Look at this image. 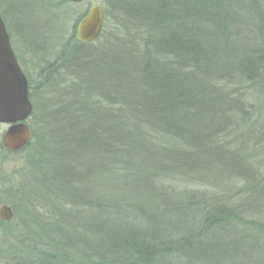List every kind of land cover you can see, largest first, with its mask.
<instances>
[{"label":"trees","instance_id":"1","mask_svg":"<svg viewBox=\"0 0 264 264\" xmlns=\"http://www.w3.org/2000/svg\"><path fill=\"white\" fill-rule=\"evenodd\" d=\"M103 10L96 41L73 34L36 86L26 75L31 140L8 201L25 225L0 264H264V0Z\"/></svg>","mask_w":264,"mask_h":264},{"label":"rangeland","instance_id":"2","mask_svg":"<svg viewBox=\"0 0 264 264\" xmlns=\"http://www.w3.org/2000/svg\"><path fill=\"white\" fill-rule=\"evenodd\" d=\"M106 1L107 0H83L78 4H71L66 2V0H0V14L2 15V19L10 38L11 48L17 58L22 72L25 76H28L34 86H36V84L40 81V69H42L47 62L53 61V58H55L63 48L64 42L71 41V35L74 34L76 38L77 24L88 9L91 6L98 4L103 10V4H105ZM103 14V25L104 23H114V20H106L104 10ZM110 18L111 17H109V19ZM23 23H26L27 27L22 29L20 26H23ZM111 28V25L108 24L104 34L107 30V35L112 33L110 31ZM103 29L104 28L102 27V31ZM24 33L36 36V40L33 42V45L26 44L27 39L24 37ZM77 43L80 42L77 40ZM77 43L73 44L70 48L72 54H76L73 52L76 50V47H79ZM83 48L84 50H90L92 47L85 46ZM64 72H66V70H60L56 75H54L52 78L54 85L60 84V78H62L60 75H63ZM40 97L41 92L37 91L35 98L38 99ZM44 101L45 99L43 98V104L45 103ZM46 104L43 105L41 110H45L47 108ZM261 104L264 106V97L261 99L259 105ZM29 123H31L30 119L27 121L28 127ZM6 128V125H0V146L5 151L2 156L0 155V174L2 177H5L2 179L0 178V206H9L13 211V217L8 222L0 220V246L3 249L14 248L18 245V236H14L13 234L16 232L17 225L19 227H24L25 225L23 221L19 219L17 220L15 217V211L11 207L10 202H8L13 198L15 201L20 198L19 194L21 190L18 189L20 182L15 179L18 178L16 174L13 178L12 173L17 172L19 167L21 168V165H23L24 161L22 157L25 153L9 152L2 147L1 138ZM208 183L206 184V187L201 186L199 189L195 188V190L197 189L199 191H203L201 189L210 188L213 182L210 180ZM216 189L219 192L216 193L213 191V194L220 196L224 193L222 191L225 190L226 187L224 184L217 181ZM230 196L233 197L234 195L231 194ZM254 196V200L262 201L261 203H264L263 198L259 199L262 196ZM253 206L256 207L263 205H255L254 203ZM19 237L22 242H24L25 239L31 238L30 235H20Z\"/></svg>","mask_w":264,"mask_h":264},{"label":"water","instance_id":"3","mask_svg":"<svg viewBox=\"0 0 264 264\" xmlns=\"http://www.w3.org/2000/svg\"><path fill=\"white\" fill-rule=\"evenodd\" d=\"M83 0H66L78 4ZM104 14L101 6H91L76 27V39L90 44L101 34ZM28 97L27 79L11 48L9 35L0 14V125L7 128L2 134L1 145L9 152L23 150L30 142L31 133L27 125L32 114ZM13 211L7 205L0 206V220L8 222Z\"/></svg>","mask_w":264,"mask_h":264},{"label":"flooded vegetation","instance_id":"4","mask_svg":"<svg viewBox=\"0 0 264 264\" xmlns=\"http://www.w3.org/2000/svg\"><path fill=\"white\" fill-rule=\"evenodd\" d=\"M32 112H33V110H32ZM30 119V118H29Z\"/></svg>","mask_w":264,"mask_h":264}]
</instances>
